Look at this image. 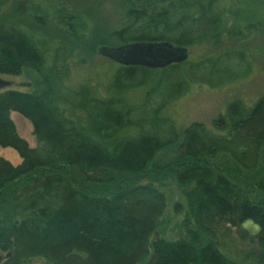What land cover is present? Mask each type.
<instances>
[{"label": "trees", "instance_id": "16d2710c", "mask_svg": "<svg viewBox=\"0 0 264 264\" xmlns=\"http://www.w3.org/2000/svg\"><path fill=\"white\" fill-rule=\"evenodd\" d=\"M108 1L118 11L111 26L117 47L145 42L188 50L226 45L221 53L230 56L236 54L235 45L264 27V0ZM56 3L0 0V75H26L33 82V92L0 93V147L13 149L22 159L14 167L0 158L2 264H249L230 254L225 244L232 228L251 241L240 229L247 219L261 227L260 253L251 264H264V200L250 202L238 188L248 183L264 194V97L251 106L239 100L229 103L210 129L198 123L188 126L179 145L155 159L156 151L179 142L177 132L155 128V119H143L139 130L132 129L134 109L124 103L126 98L102 96L87 83L77 91L67 89L71 67L86 66L90 48L101 41L84 16ZM5 9L8 18L2 15ZM188 65L189 60L171 65L164 74ZM118 66L128 76L145 71ZM9 112L32 123L37 148L18 137ZM89 161L94 163L81 169L79 182L62 171ZM129 162L131 178L147 169L155 174L173 170L178 183L192 184L198 226L194 245L150 242L165 197L149 186L126 182L111 190L112 167ZM19 182L13 191L11 185ZM86 185L102 186L110 195L90 194ZM16 191L14 200L25 206L12 221L17 213L7 204ZM68 225L72 230L63 232Z\"/></svg>", "mask_w": 264, "mask_h": 264}, {"label": "rangeland", "instance_id": "374dc122", "mask_svg": "<svg viewBox=\"0 0 264 264\" xmlns=\"http://www.w3.org/2000/svg\"><path fill=\"white\" fill-rule=\"evenodd\" d=\"M51 1L54 6L58 1L65 3L69 8L75 9L84 16L89 21L91 30L101 41V44L90 48L92 55L86 62V66L71 67V75L66 83L69 85L67 89L77 91L81 87V83H87L96 88L102 96L108 95L120 99V101L126 98L127 101L124 100V103L134 109L133 121L135 125H132V129L139 130L145 123L143 119H155L159 124L155 128L161 127L162 131L169 133L177 132L179 142L156 151L155 159L168 150H174L182 141L183 131L188 126L198 123L210 129L212 120L223 114L229 103L239 100L244 105L251 106L258 98L264 97V27L247 41L235 45L237 51L234 55L227 56L223 52L221 53L226 45L194 48L189 49V65L184 69L168 74H164V72H167L169 67L151 71L145 69L149 73L138 71L128 76L121 74L122 70L118 65L106 63L103 57L94 52L98 46L117 47L111 26L118 11L108 0ZM9 14V9L2 12L3 17L6 18L9 17ZM12 19L22 20L23 18L13 16ZM84 49L89 48L84 45ZM240 51L244 53L245 60L243 61L239 60ZM213 52L220 53L200 62L199 59ZM0 78L10 83V86L0 93L6 90L21 93L33 92V82L26 75H0ZM111 86L112 89H110ZM182 86L183 88H181ZM65 115L68 116L67 113ZM8 117L13 123L18 137L23 139L29 148H37L32 123L16 112H9ZM69 117L75 121L82 119L76 115H69ZM0 158L8 161L14 167L19 166L22 162L18 154L10 148L0 147ZM93 163L89 161L82 167H64L62 171L65 174H70L73 180L79 182L81 181L79 174L81 169L87 168ZM129 164L130 162L112 167L116 174L115 182L110 186L111 190H114V187L120 188L126 182L136 184V186H149L165 197V209L150 242H186L194 245L198 240V226L194 220L197 201L193 195L192 184L178 183L174 178L175 171L173 170L155 174L147 169V171L134 175L136 180L134 177L131 178L133 174L130 172ZM43 172L44 170L40 171L41 174ZM21 184L19 182L11 185L13 191L17 190ZM238 186L241 195L250 202L264 200V194H258L251 190L248 183L242 182ZM86 188L90 194L110 195V191L106 192V188H102V186L86 185ZM13 193L7 204V209L17 213L11 219L15 221L19 219L25 202H16L14 198L18 196L19 191H16L14 196ZM21 202L23 204L18 205ZM109 224L110 222H108ZM62 230L70 232L72 227L68 225ZM229 237L225 244L230 254L235 255L241 261L249 260L247 263H253V255L257 256L256 254L260 253L257 238L251 239L253 242L241 238L235 228L231 229ZM120 240L126 243L125 238ZM0 256L5 257L6 252H2L0 249Z\"/></svg>", "mask_w": 264, "mask_h": 264}, {"label": "water", "instance_id": "95a60500", "mask_svg": "<svg viewBox=\"0 0 264 264\" xmlns=\"http://www.w3.org/2000/svg\"><path fill=\"white\" fill-rule=\"evenodd\" d=\"M97 55L124 67H137L150 70H162L171 65L181 64L188 60L189 50L167 42H145L119 47L99 46ZM10 83L0 78V91L7 89ZM240 229L249 238L255 239L261 233V227L247 219ZM4 257L0 256V264Z\"/></svg>", "mask_w": 264, "mask_h": 264}, {"label": "flooded vegetation", "instance_id": "af4514ba", "mask_svg": "<svg viewBox=\"0 0 264 264\" xmlns=\"http://www.w3.org/2000/svg\"><path fill=\"white\" fill-rule=\"evenodd\" d=\"M4 258H5V257H4ZM2 263H3V261H2ZM2 263H1V264H2Z\"/></svg>", "mask_w": 264, "mask_h": 264}]
</instances>
